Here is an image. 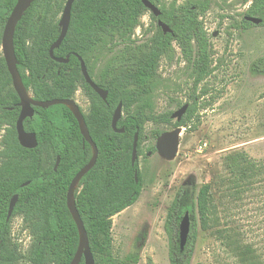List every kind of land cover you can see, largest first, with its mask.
Instances as JSON below:
<instances>
[{
    "label": "trees",
    "instance_id": "obj_1",
    "mask_svg": "<svg viewBox=\"0 0 264 264\" xmlns=\"http://www.w3.org/2000/svg\"><path fill=\"white\" fill-rule=\"evenodd\" d=\"M151 1L156 4L160 0ZM16 2L0 0V130H5L0 139V264H20L22 259L30 264H70L79 245V231L67 206V191L73 177L91 159L93 149L84 142L78 121L65 104L35 107L34 116L26 118L24 126L36 133L38 144L34 148L20 144L16 130L20 97L1 52L3 31ZM66 2L34 0L25 11L14 36L18 69L25 86L38 100L75 99L81 89L89 101L88 110H81L99 156L75 191L76 205L96 264H137L138 254L115 256L113 216L139 199L144 186L139 168L142 144L149 138L157 140L164 132L159 126H185L193 130L199 126L200 95L196 90L222 61L219 59L214 65L210 37L200 19L209 8V0H188L180 5L173 0L168 9L161 7V16L150 13L153 20L168 23L172 32L164 33L157 25L156 31L141 44L132 37L141 17L149 12L142 0H75L68 33L54 50L57 57L70 55L67 63H60L51 58L49 50L60 35L58 16ZM246 15L261 17L259 25H264V0H252ZM242 23L255 25L245 18ZM147 30L150 32L152 27ZM118 43L123 47L95 73L96 55L108 44ZM175 45L191 68L194 88L193 101L180 121H173V112H157L153 99L160 61L174 59ZM77 55L83 57L95 82L108 91L106 100L86 82ZM253 67L264 73V58L255 61ZM205 93L203 89L201 94ZM120 103L123 115L118 126L125 128L123 133L112 127L113 114ZM182 105L178 102L179 107ZM148 123L157 126L149 134L145 129ZM136 132H139L138 158L133 165ZM150 150L155 152V145ZM223 167L225 174L216 181L200 187L184 183L178 188L165 223L170 264H191L199 226L208 230L216 223L218 208L213 186H222L224 197L240 201L264 180V163L245 151L224 155ZM15 194L19 198L7 220L10 200ZM187 211L191 229L181 249L180 222ZM17 216L22 218L23 229L30 235V244L25 249L13 234L12 220ZM239 255L243 264H261L250 245L239 246Z\"/></svg>",
    "mask_w": 264,
    "mask_h": 264
},
{
    "label": "rangeland",
    "instance_id": "obj_2",
    "mask_svg": "<svg viewBox=\"0 0 264 264\" xmlns=\"http://www.w3.org/2000/svg\"><path fill=\"white\" fill-rule=\"evenodd\" d=\"M175 1L180 5L188 0ZM172 2L160 0L156 4L168 9ZM250 6L251 1L209 0L208 10L201 14L200 19L212 44L214 65L219 59L222 61L196 90L200 95V123L195 130L183 126L176 157L167 160L157 151L150 150L156 145L157 140L153 138L142 144L139 168L144 186L141 195L133 205L113 216L116 257L124 258L135 253L139 255L137 264H170L165 223L178 188L184 183L200 187L216 181L219 175L225 174L224 155L232 151H245L256 161L264 163V73L253 67L255 61L264 58V25H243ZM150 13L149 10L141 17L140 26L134 32L132 39L137 44L156 31L158 21L153 20ZM60 17L61 14L58 19ZM122 47V43L108 44L99 52L95 73ZM175 50L174 59L160 61L158 86L153 93L157 112H174L179 108L178 102L190 104L193 101L191 68L177 45ZM203 89L205 94H201ZM75 100L82 110H88L89 101L81 90L76 92ZM156 127L148 123L146 133ZM159 128L168 131L174 125ZM2 133L0 131V139ZM213 188L218 219L208 230L199 226L191 264H243L239 255V246L242 245H250L264 264V180L240 201L224 197L222 186ZM12 228L23 249L27 248L30 235L23 229L21 217L12 220ZM20 264L30 263L22 259Z\"/></svg>",
    "mask_w": 264,
    "mask_h": 264
},
{
    "label": "water",
    "instance_id": "obj_3",
    "mask_svg": "<svg viewBox=\"0 0 264 264\" xmlns=\"http://www.w3.org/2000/svg\"><path fill=\"white\" fill-rule=\"evenodd\" d=\"M142 1L154 16L159 17L162 14L161 8L157 6L155 3H153L151 0H142ZM33 2L34 0H17L11 14L7 19L2 35L1 50L5 58L9 73L12 77L13 87L20 97L19 105L21 107V111L16 122L18 140L20 144L26 148H34L38 144L36 133L26 131L24 126L25 119L34 116L35 113L34 107L46 108L51 105L65 104L73 112L74 116L78 121L84 142H88L92 146L93 155L89 160V162L85 164L73 177L67 191V197H66L67 206L70 210V213L72 214V217L79 231V245L70 264H80L82 260H84V264H96L93 252L91 250L90 240L87 230L85 228V224L76 205L75 191L79 186L81 179L95 166L99 156L98 146L89 132L81 107L79 106V104L75 99L73 98H55L49 100L35 99L33 95L27 90L23 82L21 73L18 69L19 60L17 58L15 45H14L15 31L18 22L21 20L25 11L31 6ZM74 2L75 0H67L63 8V11L61 13V17L59 19V26L61 30L60 35L57 38V40L51 45L49 50L51 58L60 63H67L69 61L70 55H67L66 57H57L54 55V50L61 45V43L63 42V40L65 39L68 33L71 23L72 7ZM244 18L246 21H249L255 25H259L263 21V19L259 16L245 15ZM158 25L163 29L164 33L172 32V28L170 27V25L165 21H163L162 19L158 20ZM216 34L217 33L215 32L214 35ZM77 57L80 60L82 73L85 77L86 82L101 96L103 100H106L108 96V91L100 87L91 77L83 57L80 55H77ZM188 107H189V103L183 104L181 107H179L176 111L172 113L171 115L172 119L180 121L183 115L186 113ZM122 115H123L122 103H120L118 107L115 109L112 119V127L116 132L119 133L125 132L124 127L118 126L119 120L121 119ZM182 130H183V126H176L172 130L162 132L161 135L157 138L155 147L157 153L161 157L167 160H173L176 157L179 149L180 135ZM138 140H139V132H136L133 142V154H132L133 165H135L136 160L138 158ZM148 155H151V152H149ZM59 161L60 158L58 157L57 163L55 165V169H57ZM135 176H136V181H138L137 171L135 173ZM27 184L28 182L24 183V185ZM18 198H19L18 194H15L11 198L7 218L11 217L14 208L17 204ZM190 229H191V219H190V214L187 211L180 222L181 249H184L187 243Z\"/></svg>",
    "mask_w": 264,
    "mask_h": 264
},
{
    "label": "flooded vegetation",
    "instance_id": "obj_4",
    "mask_svg": "<svg viewBox=\"0 0 264 264\" xmlns=\"http://www.w3.org/2000/svg\"><path fill=\"white\" fill-rule=\"evenodd\" d=\"M244 1V0H243ZM249 1H252V0H249ZM245 2V1H244ZM162 15V14H161ZM160 15V16H161ZM159 20V19H158ZM80 61V60H79ZM81 65V64H80ZM87 65V64H86ZM88 67V66H87ZM89 71V70H88ZM90 73V72H89ZM97 73V72H96ZM91 75V74H90ZM92 77V76H91ZM23 79V78H22ZM95 81V80H94ZM24 82V81H23ZM27 88V87H26ZM28 90V89H27ZM81 90V89H80ZM32 95H33V93H32V91L31 90H28ZM81 92H82V90H81ZM84 95V94H83ZM33 97H34V95H33ZM35 98V97H34ZM36 99V98H35ZM20 102V101H19ZM80 106V105H79ZM21 108V107H20ZM34 110H35V107H34ZM20 111H21V109H20ZM20 114V113H19ZM35 114V113H34ZM19 117V116H18ZM17 130V129H16ZM0 131H5L4 129H1ZM27 131V130H26ZM28 132H33V131H28ZM35 133V132H34ZM37 136V135H36ZM38 141V140H37ZM9 209V208H8ZM13 214V213H12ZM8 216V215H7ZM12 216V215H11ZM11 218V217H10ZM10 218H7V220H9Z\"/></svg>",
    "mask_w": 264,
    "mask_h": 264
},
{
    "label": "built area",
    "instance_id": "obj_5",
    "mask_svg": "<svg viewBox=\"0 0 264 264\" xmlns=\"http://www.w3.org/2000/svg\"><path fill=\"white\" fill-rule=\"evenodd\" d=\"M20 241V240H19Z\"/></svg>",
    "mask_w": 264,
    "mask_h": 264
}]
</instances>
